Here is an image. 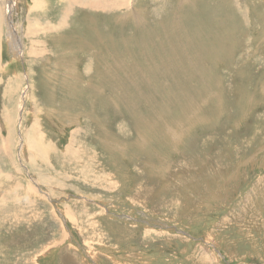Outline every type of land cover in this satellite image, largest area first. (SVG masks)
<instances>
[{
    "label": "rangeland",
    "instance_id": "374dc122",
    "mask_svg": "<svg viewBox=\"0 0 264 264\" xmlns=\"http://www.w3.org/2000/svg\"><path fill=\"white\" fill-rule=\"evenodd\" d=\"M42 1L0 0V264H264V0Z\"/></svg>",
    "mask_w": 264,
    "mask_h": 264
},
{
    "label": "bare ground",
    "instance_id": "6f19581e",
    "mask_svg": "<svg viewBox=\"0 0 264 264\" xmlns=\"http://www.w3.org/2000/svg\"><path fill=\"white\" fill-rule=\"evenodd\" d=\"M80 1V0H79ZM127 1V0H126ZM4 2V1H3ZM120 2H121V0H86V3L85 4H87L86 6H90V7H94L95 6V8L97 7V5L98 6H100V5H103V7L106 5V6H108V5H110V7L111 8H117V6L120 4ZM79 3V2H78ZM84 3H81V5H83ZM0 5H2L3 6V4H0ZM9 6H11V4L9 5ZM83 6H85V5H83ZM105 6V7H106ZM1 7V6H0ZM102 7V6H101ZM109 7V8H110ZM99 8V7H98ZM92 9V8H91ZM7 11V10H6ZM0 21H1V23H2V20H3V9H2V7H1V11H0ZM0 26H2V24L0 25ZM1 28H3V26L1 27ZM0 28V29H1ZM2 37H1V34H0V39H1ZM17 42V41H16ZM15 44V43H14ZM14 47V46H13ZM27 48V47H26ZM23 50V49H22ZM26 51V50H25ZM24 53V52H23ZM17 55V54H16ZM12 95H13V93H12ZM15 105V104H14ZM22 105V104H21ZM8 111V110H7ZM21 111V110H20ZM13 115V114H12ZM16 115V114H15ZM14 115V116H15ZM7 117H8V119L10 120V118H11V116H9V115H7ZM14 118V117H13ZM19 119V118H18ZM16 121V120H15ZM12 122V121H11ZM15 123V122H14ZM4 127V126H3Z\"/></svg>",
    "mask_w": 264,
    "mask_h": 264
},
{
    "label": "crops",
    "instance_id": "0c3cea01",
    "mask_svg": "<svg viewBox=\"0 0 264 264\" xmlns=\"http://www.w3.org/2000/svg\"><path fill=\"white\" fill-rule=\"evenodd\" d=\"M32 5L33 6H36V8L38 9V10H40V9H42L43 8V1L42 0H32ZM12 10V9H11ZM10 10V11H11ZM10 11H9V15H10ZM9 22H10V19H9ZM60 23H63V18H61V22ZM38 24H42L41 22L40 23H36V25H38ZM49 25H51V26H53L54 24L49 20V19H47L46 20V24H45V27H43V26H38V27H36L37 28V31L38 32H40V31H42V29H47L48 27H49ZM9 26L10 27H12V28H14V26L11 24V22H10V24H9ZM32 26H34V25H32ZM33 45H34V41H33V43H32ZM31 44V48H32V45Z\"/></svg>",
    "mask_w": 264,
    "mask_h": 264
}]
</instances>
